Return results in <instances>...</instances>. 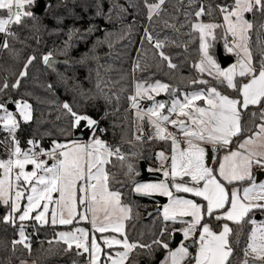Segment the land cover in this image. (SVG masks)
Listing matches in <instances>:
<instances>
[{"label":"snow or ice","instance_id":"6c2138e0","mask_svg":"<svg viewBox=\"0 0 264 264\" xmlns=\"http://www.w3.org/2000/svg\"><path fill=\"white\" fill-rule=\"evenodd\" d=\"M166 3L143 0L150 24L154 17L161 19ZM178 3L184 5L178 9L184 17L179 27L169 19L162 22L175 32L188 28L184 35L189 40L180 45L185 50L188 43L198 40L197 58L190 64L195 76L188 81L194 90L181 94L178 86L154 78L156 73L149 71L154 67L178 69L165 50L176 41L161 37L159 32L154 35L145 27L132 68V91L126 97L129 110H134V132L127 143L156 139L169 144L167 150L155 155L158 167L149 169L162 172L164 179L158 182L137 180L136 159L142 153L125 152L120 145L110 144L103 138L107 129L101 127V121L67 101L60 105L61 115L56 117L65 121L58 126V134H43L55 138L44 146L43 136H34L22 147L17 131L22 122L33 121L34 110L27 100L11 97L28 77L37 56H27L18 72H10L14 81L8 76L0 80V129L7 133L0 139L7 156L0 158V206L7 210L0 221L13 227L18 224L17 238L10 242L13 253L19 245L31 254L34 232L27 231L25 222L32 221L34 229L70 226L56 232L47 243L64 245V254L75 250L77 257H84V264H129L130 260L139 264L133 253L145 255L151 262L157 252L162 255L156 264H264V23L253 32L256 14L264 16V0H224L215 7L203 0ZM36 6L37 0H0V34L4 37L0 50L20 56L8 38H17L13 26L38 19ZM93 6L97 16L108 20L112 11L127 12L117 0H112L108 12L105 0H95ZM170 19L178 18L172 15ZM128 28L130 32L132 25ZM98 30L93 25L87 32ZM78 32L74 29L69 34L65 48L72 46V37ZM253 34L257 37L255 55ZM112 35L97 43L112 47ZM218 40L235 57L229 66H222L217 58ZM145 42L151 49L144 48ZM149 51L154 63L147 62ZM40 59L56 72L57 61L51 51ZM138 71L147 75L137 78ZM57 75L66 82L62 74ZM47 87L51 90L53 86ZM162 93L170 99L158 100ZM103 96L107 102L120 100L118 93ZM145 101L151 102L150 106L143 107ZM10 104L15 111L10 110ZM145 123L152 129L151 135H145ZM114 161L124 170L126 181L111 171L110 166L116 167ZM126 183L141 196L167 197L161 226L150 243L129 240L126 224L132 219L133 208L123 199ZM81 222L90 227L78 226ZM178 234L181 240L174 246ZM242 235L246 243L241 258L236 246Z\"/></svg>","mask_w":264,"mask_h":264},{"label":"trees","instance_id":"16d2710c","mask_svg":"<svg viewBox=\"0 0 264 264\" xmlns=\"http://www.w3.org/2000/svg\"><path fill=\"white\" fill-rule=\"evenodd\" d=\"M117 2L127 9L126 13L118 14L112 11V19L96 15V9L93 6L95 0H47L46 10L37 15L36 21L26 20L22 26H13L17 38H8L12 48L20 53L18 58L7 50H0V80L8 76L10 81L15 80V76H10V72H18L22 67L23 61L27 56L35 54L37 60L29 68V75L21 81V87L17 92L12 93V99L27 100L33 106L34 119L29 123H21L17 131V137L21 141V146H26V141L34 136L39 138L43 136L42 143L47 146L54 136L43 135L45 132L58 134V126L63 125L65 121L56 120L57 115H61L60 105L67 101L71 103L78 111L86 112L88 115L101 121V127L107 129L103 136L110 144L120 145L122 151H139L142 153L136 159V166L141 175V162L145 161L148 168L158 167L155 159L157 152L167 150L169 144L160 140H150L144 144L131 145L127 143L132 138L134 132V111L129 110V102L126 97L132 91V68L138 59V51L141 49V40L144 36V28L149 27L154 35L159 32L160 36H168L176 41V45H170L165 50L172 57L173 62L178 65L177 70H169L166 66L154 67L149 71L156 73L155 79L171 83L181 89V94L185 91L194 90L188 81L195 76L194 70L190 67L193 60L197 58L198 40L188 43L187 50L180 46L187 43L189 37L184 35L188 28L180 29L175 32L163 25V19H169V22L179 24L183 22L184 17L178 9L184 8V5L178 3V0H167L164 6L166 11L161 13V19L154 17L153 22L147 20V9L144 7L143 0H117ZM155 2V0H149ZM205 5L211 4L213 7L224 0H203ZM230 2V0H229ZM38 3V0H37ZM112 0H105V12L109 11V4ZM187 0H185V4ZM135 5V7H133ZM198 7V5H196ZM175 15L178 19L172 21L170 16ZM217 15H219L217 13ZM264 23V16L256 14L254 20L255 33L259 25ZM98 26V31L91 34L87 32L90 26ZM132 25L129 32L128 26ZM79 29L77 35L72 37L71 47L65 48V41L69 34ZM109 33L112 47L107 43L98 44L97 40H105ZM84 36V39H79ZM122 37V38H118ZM264 39V33H261ZM0 40H2L0 36ZM257 37L253 34L252 47L254 55L256 54ZM221 46L223 51V41L218 40L216 52ZM145 49H151V46L145 42ZM51 51L54 57L67 59V63L56 65V72L48 69L41 61L43 54ZM218 58V56H217ZM148 63H154L151 60V51L148 53ZM57 73L66 78V82L60 79ZM147 73L136 72L137 78L146 76ZM51 84L50 90L47 86ZM97 84L100 88H97ZM126 91H121V89ZM103 90V92L100 91ZM112 96L118 93L120 100L117 103L114 99L107 102L103 94ZM118 109V110H117ZM107 114V115H106ZM247 119V116H246ZM146 128L144 127V131ZM1 136L6 132L0 131ZM150 135V134H148ZM147 136V135H146ZM86 139L87 133L83 134ZM0 158H7L5 150L0 147ZM111 171L115 172L118 179L126 181L123 175V169L119 163ZM136 177L138 179L140 177ZM119 187V185H117ZM125 193L124 201L130 203L133 208L132 219L127 221L126 230L130 241L139 240L143 243H150L154 234L161 226L162 214L154 212L157 204L132 191L129 184H125L122 189ZM6 209L0 206V217L6 213ZM138 213V215H137ZM34 222L27 223L28 232H34L31 237V254L22 246H17L13 253L11 249V240L17 238L16 233L18 224L13 227L0 221V264H19L21 261H32L33 264H72L73 260L84 262V257H77L75 250L64 254L62 248L64 245H49L48 240L52 239L54 234L61 229H67L70 226H43L34 229ZM247 232V226L245 228ZM246 243V236L240 237V243L236 246L237 254L242 258L240 251ZM51 248L52 251H48ZM139 251V250H137ZM162 253H156V259L149 262L145 255L133 258L139 260V264L145 261L147 264H153L160 259ZM129 264H132L131 260Z\"/></svg>","mask_w":264,"mask_h":264},{"label":"water","instance_id":"95a60500","mask_svg":"<svg viewBox=\"0 0 264 264\" xmlns=\"http://www.w3.org/2000/svg\"><path fill=\"white\" fill-rule=\"evenodd\" d=\"M47 6H48L47 0H38L37 6L34 9V11H36L37 15L39 16L46 10ZM217 56L222 66H228L234 60V58L231 55H227L224 53L221 46L218 47ZM54 59L57 61L56 65L59 63H64V61H67V59L60 58V57H54ZM162 98L165 99L166 101L169 100V98L165 96ZM9 107H10V110L15 111L14 105L10 104ZM162 178H163L162 173L156 172V171H149V168L146 162L145 161L141 162V175L137 180L145 181V180H150V179H162ZM146 197L154 201L157 204V208L154 210V212H160L162 210L163 204L167 202V197H163L159 195L146 196ZM180 240H181V236L178 234L173 240V245L175 246ZM157 261H155L153 264H156ZM81 264H84V262ZM142 264H147V263L145 261H142Z\"/></svg>","mask_w":264,"mask_h":264},{"label":"rangeland","instance_id":"374dc122","mask_svg":"<svg viewBox=\"0 0 264 264\" xmlns=\"http://www.w3.org/2000/svg\"><path fill=\"white\" fill-rule=\"evenodd\" d=\"M251 18V17H250ZM224 53L225 54H227V55H230V54H228L225 50H224ZM233 58H235L234 56H232ZM233 63V62H232ZM231 64V63H230ZM229 64V65H230ZM228 65V66H229ZM167 97V98H169L166 94H161L160 96H158L157 97V99L158 100H164V101H166L165 99H163L162 97ZM150 103L151 102H149V101H145L144 103H143V107H148V106H150ZM19 118V117H18ZM21 120H22V118H20ZM145 124H147V123H145ZM145 132V135H148L149 133H147L146 131H144ZM162 179H164V177L162 178ZM162 179H150V180H145V181H142V182H158V181H160V180H162ZM189 198V197H188ZM29 221H26L25 223L27 224ZM78 226H83V227H90L89 225H87L86 223H84V222H81ZM68 229V228H67ZM67 229H62V230H59V231H64V230H67ZM58 231V232H59ZM26 262V264H33L34 262H32V261H25ZM77 262H79V261H77ZM80 263V262H79ZM78 263V264H79ZM19 264H21V262L19 263Z\"/></svg>","mask_w":264,"mask_h":264},{"label":"crops","instance_id":"0c3cea01","mask_svg":"<svg viewBox=\"0 0 264 264\" xmlns=\"http://www.w3.org/2000/svg\"><path fill=\"white\" fill-rule=\"evenodd\" d=\"M234 60H235V58H234ZM234 60H233V62H234ZM167 96H168V95H167ZM168 97H169V96H168ZM169 99H170V97H169ZM144 127L146 128V129H145L146 132L149 133V134L151 135V134H152V129H151L147 124H144ZM149 169H150V168H149ZM160 173H162V172H160ZM185 195H188V194H185ZM188 197L191 198L190 195H188ZM167 202H168V201H167ZM167 202H166V203H167ZM166 203H164V204H166ZM164 204H163V205H164ZM162 211H163V206H162L161 214H162ZM61 230H62V229H61Z\"/></svg>","mask_w":264,"mask_h":264},{"label":"built area","instance_id":"2783aa9c","mask_svg":"<svg viewBox=\"0 0 264 264\" xmlns=\"http://www.w3.org/2000/svg\"><path fill=\"white\" fill-rule=\"evenodd\" d=\"M12 30L14 31V29H12ZM0 36H1L2 39L4 38L2 34H0ZM128 108L130 109V104H129ZM132 111H134V110H132ZM5 136H7V133H6ZM5 136H1V135H0V139H3ZM86 139H87V138H86ZM2 148H3V147H2ZM3 149H4V148H3ZM4 150H5V149H4ZM78 263H79V262H78ZM79 264H81V263H79Z\"/></svg>","mask_w":264,"mask_h":264}]
</instances>
